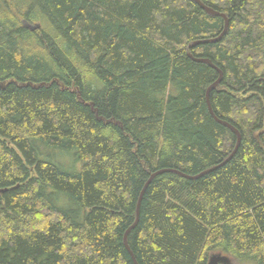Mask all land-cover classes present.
Instances as JSON below:
<instances>
[{"label": "trees", "instance_id": "16d2710c", "mask_svg": "<svg viewBox=\"0 0 264 264\" xmlns=\"http://www.w3.org/2000/svg\"><path fill=\"white\" fill-rule=\"evenodd\" d=\"M0 0V264H264V0Z\"/></svg>", "mask_w": 264, "mask_h": 264}, {"label": "water", "instance_id": "95a60500", "mask_svg": "<svg viewBox=\"0 0 264 264\" xmlns=\"http://www.w3.org/2000/svg\"><path fill=\"white\" fill-rule=\"evenodd\" d=\"M203 10H205L208 14L210 15H213V16H221L224 21H225V24H224V28L222 30V32L215 38H210V39H199V40H195L194 42H192L188 48H190L191 46H196V45H199V44H202V43H206V42H214V41H219L220 38L226 34L227 32V29H228V26H229V20H228V17L226 16L225 13L223 12H219L207 5H205L201 0H194ZM189 57H191L193 60L197 61V62H204V63H207L209 64L211 67H213L217 72H218V78L212 83L210 84V86H208L207 90H206V100H207V105H208V109H209V112L210 114L213 116V118L215 120H217L219 123L229 127L233 132L234 134L236 135V145L233 149V151L230 153V155L225 158L220 164L218 165H215L211 168H208L202 172H200L199 174H196V175H188L186 173H183L181 171H179L178 169H169V168H163V169H159V170H156L154 172L151 173L150 177L148 178L147 182L145 183L144 187L142 188V191L140 193V196H139V200H138V204H137V216H136V220L135 222L132 224V226L130 228H132L138 221V218H139V205H140V201H141V198H142V195L144 193V190L145 188L147 187L148 183L158 174H161L163 172H168V171H173V172H176V173H179L181 174L182 176L186 177V178H190V179H194V178H198L200 177L201 175H204L222 165H224L225 163H227L235 154V152L237 151L238 147H239V144H240V141H241V134L239 132V130L234 127L232 124H230L229 122L225 121V120H222L220 118H218L214 112H213V109H212V106H211V102H210V98H209V94H210V91L214 88L217 87V85L221 82V79H222V76H223V72L222 70L216 66L214 63H212V61L208 58H202V57H195L193 56L191 53H189ZM130 228L126 231L125 233V236H124V242H125V246L127 248V250L130 252L135 264H138L135 257H134V254L132 253L130 247L128 246V243H127V233L128 231L130 230ZM207 264H231V260H230V257L221 253V252H212L209 256H208V260H207Z\"/></svg>", "mask_w": 264, "mask_h": 264}, {"label": "rangeland", "instance_id": "374dc122", "mask_svg": "<svg viewBox=\"0 0 264 264\" xmlns=\"http://www.w3.org/2000/svg\"><path fill=\"white\" fill-rule=\"evenodd\" d=\"M232 264H252V263L236 261V260L233 259V260H232Z\"/></svg>", "mask_w": 264, "mask_h": 264}]
</instances>
